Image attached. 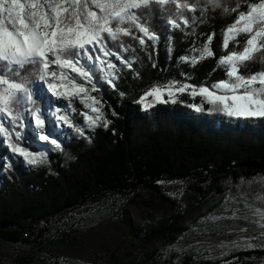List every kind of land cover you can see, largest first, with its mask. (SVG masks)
<instances>
[{"label": "trees", "instance_id": "obj_1", "mask_svg": "<svg viewBox=\"0 0 264 264\" xmlns=\"http://www.w3.org/2000/svg\"><path fill=\"white\" fill-rule=\"evenodd\" d=\"M251 2L255 0H240L239 11L246 10L244 5ZM236 3L237 0H224L225 7L233 8ZM138 15L140 22L159 39L155 42L145 39V44L140 45L139 39L122 37L127 51L121 49L120 53L133 63L129 68L113 58L112 63L117 65L115 88L102 82L100 93L108 127L86 132L85 137L60 139L61 149L48 154L50 163L36 169H27L0 143V242L26 243L30 233L25 225L29 222L73 210L107 193H130L143 188L149 194L144 204L150 208L145 219L151 226L141 237L130 236L116 246L107 264H175V257L165 251L186 230L183 227L186 215L165 195L159 182L193 179L197 193L204 196L203 185L210 182L264 176V120H237L218 112L210 113L206 101L188 95L175 103H158L147 110L140 102L145 92L156 86L164 87L172 80L211 86L226 79L225 69L217 67V60L229 52L240 51L247 39L246 34H241L229 42L227 51L221 49L223 29L238 12L224 13L217 8L201 16L198 9L194 13L199 17L195 23L190 21L187 27L181 23L177 29L166 25L163 17L167 13L145 10ZM131 31L136 37L142 35L135 28ZM213 32L210 47L215 57L202 59L194 67L179 60L181 56L199 55L193 50L200 49ZM255 56L241 66L242 74L264 70V51ZM36 91L44 109L47 99L39 85ZM191 104L201 105L202 110L195 111L189 107ZM28 137L31 141L36 139ZM9 163L11 167H6ZM253 259L264 260V250L239 252L216 262L187 255L180 264ZM13 261L33 264L34 259L23 254Z\"/></svg>", "mask_w": 264, "mask_h": 264}, {"label": "snow or ice", "instance_id": "obj_2", "mask_svg": "<svg viewBox=\"0 0 264 264\" xmlns=\"http://www.w3.org/2000/svg\"><path fill=\"white\" fill-rule=\"evenodd\" d=\"M244 7L246 10L239 11L240 0L233 8L225 7L224 0H0V143L25 166L32 167L49 161L46 151H33L22 146L29 126L32 134L49 144L51 150L61 149L56 139H50L52 134H46V118L53 117L57 126L61 122L70 125V122L66 115H59L60 106L49 112L42 111L36 91L38 84L46 86V91L56 101L71 102L72 98L80 97L86 107L98 114L95 118L85 114L87 127L98 126L103 113L94 106L98 102L88 94L85 85L91 84L92 90H97L93 78L100 67L101 71L106 69V82L115 88L113 77L117 65L107 59L109 57L132 67L133 61L120 53L121 49L127 51L122 37L139 39L140 45L145 44V39L152 42L159 39L145 23L140 22L138 13L145 10L167 13L163 18L171 29L181 28V23L185 27L190 21L195 23L199 19L194 15L198 9L201 16L217 8L224 13L238 12L233 22L223 29L222 51H227L230 41L237 40L241 34L247 35L245 46L240 51L229 52L217 60V67L225 69L226 79L211 86L189 82L181 84L172 80L164 87H153L140 97L146 110L154 106L145 103L149 96L156 103L167 104L175 103L176 95L187 93L206 101L210 105V113L218 112L237 120H264V70L249 75L240 72L241 65L264 51V0H255ZM200 22L203 23L202 20ZM132 28L142 35L134 36ZM214 36V32L208 34L203 46L193 50L198 51L199 56H181L179 60L190 62L194 67L202 59L215 57L210 47ZM185 79L187 81V76ZM189 107L195 111L202 110L198 104ZM107 126L105 122L104 127ZM75 131L84 136L81 127H76ZM6 167H11V164ZM245 207L253 216L260 218V227L264 228V210L251 205ZM223 218L214 216L212 220ZM232 218H237L235 212ZM243 218L248 219V216ZM232 243L240 246L237 241ZM245 246L253 245L245 243Z\"/></svg>", "mask_w": 264, "mask_h": 264}, {"label": "rangeland", "instance_id": "obj_3", "mask_svg": "<svg viewBox=\"0 0 264 264\" xmlns=\"http://www.w3.org/2000/svg\"><path fill=\"white\" fill-rule=\"evenodd\" d=\"M96 74H99L100 78ZM105 74L106 69H96L93 80L97 90L93 91L91 84L85 85L88 94L98 102L94 106L103 113L99 125L91 129L87 127L85 114L93 118L98 114L86 107L80 97L72 98L71 102L56 101L46 91V86L38 84L47 99L42 111L49 112L60 106L59 115H66L70 122V125L61 122L57 126L54 118L47 116L46 134H52L50 139H56L60 143V139L80 136L75 131L76 127L84 129L85 137L88 136L86 132H93L104 127L105 122L108 123L100 93L102 82H106ZM183 95L193 98L187 93L178 94L174 97L175 101H180ZM197 97L200 96L195 98ZM145 103H152L154 106L158 104L150 96L146 98ZM142 105L144 106L143 103ZM27 132L36 139L31 141L27 135L22 146L26 144L25 147L30 150H42L48 154L52 151L49 144L39 141L38 135L32 134L31 126L27 128ZM48 161L46 164L50 163L49 155ZM44 165L26 168L36 169ZM159 184L178 210L186 215L183 223L186 230L178 241L169 245L165 251L168 256L175 257V264H180L187 255L197 260L216 262L239 252L264 250V228L260 227V218L253 216L245 207L251 205L253 208L264 210V176L246 180L226 178L216 183L210 182L203 185L204 196L197 193V184L193 179L163 180ZM148 197V192L143 188L130 193H107L99 198H92L73 210L29 222L25 225V229L30 233L26 243L15 245L0 242V264H15L13 260L23 254L32 256L33 264H107L116 246L127 241L130 236L141 237L151 226L145 219L150 212V208L144 204ZM234 212L237 217L235 219L232 218ZM214 216L224 218L213 221ZM244 216H248V219H244ZM233 241H237L240 246H233ZM245 243L253 246L247 247ZM222 264H264V260L226 261Z\"/></svg>", "mask_w": 264, "mask_h": 264}]
</instances>
